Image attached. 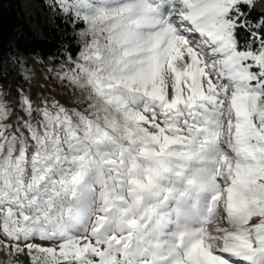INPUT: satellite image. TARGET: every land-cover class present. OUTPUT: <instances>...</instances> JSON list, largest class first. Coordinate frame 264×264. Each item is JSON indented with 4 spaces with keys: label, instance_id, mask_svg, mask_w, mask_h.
Here are the masks:
<instances>
[{
    "label": "snow or ice",
    "instance_id": "6c2138e0",
    "mask_svg": "<svg viewBox=\"0 0 264 264\" xmlns=\"http://www.w3.org/2000/svg\"><path fill=\"white\" fill-rule=\"evenodd\" d=\"M255 3L51 0L85 26L87 42L60 77L80 94L75 105L35 107L18 94L15 125L0 98L8 264L21 255L30 264H264ZM238 29L248 32L242 48Z\"/></svg>",
    "mask_w": 264,
    "mask_h": 264
},
{
    "label": "trees",
    "instance_id": "16d2710c",
    "mask_svg": "<svg viewBox=\"0 0 264 264\" xmlns=\"http://www.w3.org/2000/svg\"><path fill=\"white\" fill-rule=\"evenodd\" d=\"M21 0H0V96H7L23 80L20 67H30L25 59L59 64L76 60L83 44L79 32L82 22L73 23L63 13L49 7L51 0H36L38 9L27 17L21 12ZM247 12V8L241 6ZM263 10L252 8L247 19L254 21ZM238 47L248 42V32L237 30ZM255 47V45H254ZM255 70V69H253Z\"/></svg>",
    "mask_w": 264,
    "mask_h": 264
},
{
    "label": "rangeland",
    "instance_id": "374dc122",
    "mask_svg": "<svg viewBox=\"0 0 264 264\" xmlns=\"http://www.w3.org/2000/svg\"><path fill=\"white\" fill-rule=\"evenodd\" d=\"M20 6L21 12L26 17L34 14L38 9L36 0H21ZM253 8L263 10L264 0H256ZM80 32L79 42L84 45L88 38L81 37ZM25 62L29 63V68L23 69L20 67V69H17L19 70V74L21 73L23 75L25 84L23 81H19L7 96H0L3 102L10 106L14 114L5 123L10 122L15 125L17 123L16 117L24 115L20 107L18 94L28 96L32 100L34 107L44 98H47L50 102L57 100L65 106L76 104V97L80 93L73 89L66 80L60 78L63 72L70 67V62L56 64L51 61H44V63H40L39 61L30 59H25ZM209 227L214 228L215 225H210ZM0 239H3V237H0ZM9 259L7 254L0 252V264H8ZM12 259L13 264H30L29 258L26 255Z\"/></svg>",
    "mask_w": 264,
    "mask_h": 264
}]
</instances>
